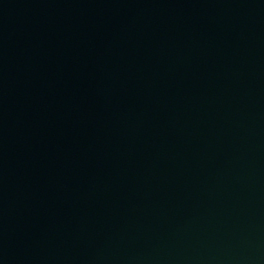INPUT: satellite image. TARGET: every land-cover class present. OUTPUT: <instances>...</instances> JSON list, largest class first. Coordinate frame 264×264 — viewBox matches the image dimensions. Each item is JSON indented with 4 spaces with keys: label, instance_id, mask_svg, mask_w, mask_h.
Returning <instances> with one entry per match:
<instances>
[{
    "label": "water",
    "instance_id": "95a60500",
    "mask_svg": "<svg viewBox=\"0 0 264 264\" xmlns=\"http://www.w3.org/2000/svg\"><path fill=\"white\" fill-rule=\"evenodd\" d=\"M0 264H264V0H0Z\"/></svg>",
    "mask_w": 264,
    "mask_h": 264
}]
</instances>
